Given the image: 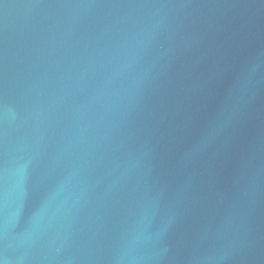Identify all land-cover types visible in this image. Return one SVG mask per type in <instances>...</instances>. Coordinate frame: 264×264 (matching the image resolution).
<instances>
[{"label":"water","instance_id":"obj_1","mask_svg":"<svg viewBox=\"0 0 264 264\" xmlns=\"http://www.w3.org/2000/svg\"><path fill=\"white\" fill-rule=\"evenodd\" d=\"M0 264H264V0H0Z\"/></svg>","mask_w":264,"mask_h":264}]
</instances>
